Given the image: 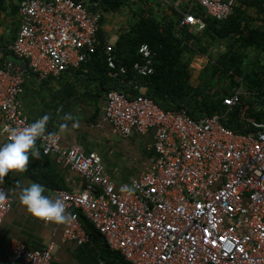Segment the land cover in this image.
Here are the masks:
<instances>
[{"label": "built area", "instance_id": "obj_1", "mask_svg": "<svg viewBox=\"0 0 264 264\" xmlns=\"http://www.w3.org/2000/svg\"><path fill=\"white\" fill-rule=\"evenodd\" d=\"M177 1L161 0L180 14L177 32L187 27L202 32L201 16L224 21L237 0ZM102 16L100 0L21 1L17 37L0 45V123L7 140V129L32 123L21 103L27 75L19 60L42 80L81 69L101 45ZM103 50L108 66L116 69L114 43L105 40ZM138 52L133 71L153 74L155 53L148 44ZM136 88L137 96L109 91L101 118V125L121 138L154 130L155 156L130 184H116L99 154L79 145L64 147L60 134L37 139L42 155L85 182L82 190H54L71 215L67 223H57L65 238L79 244L90 239L83 215L129 264H264V122L237 133L222 123L223 115L195 119L185 111H165L146 95V87ZM244 95L241 86L223 99L225 115ZM257 109L264 111V105ZM123 185L132 190L121 191ZM0 190L5 192L1 183ZM12 209L10 197L0 201V225ZM53 250V243L33 250L16 242L6 264H56Z\"/></svg>", "mask_w": 264, "mask_h": 264}, {"label": "trees", "instance_id": "obj_2", "mask_svg": "<svg viewBox=\"0 0 264 264\" xmlns=\"http://www.w3.org/2000/svg\"><path fill=\"white\" fill-rule=\"evenodd\" d=\"M152 1L132 2V22L119 32L114 44L116 69L108 66L103 50L107 38L102 29L104 15L99 32L101 45L83 67L88 66L98 76L106 94L118 90L137 96L140 92L136 87L144 86L146 95L165 111H185L195 119L220 114L224 116L222 123L233 131H254V123L264 122V111L257 109L264 105V0H237L232 14L224 21L204 14L201 17L206 27L202 32H196L191 27L177 32L180 14L174 9L164 8L160 0ZM130 2L100 0V8L103 13L119 12ZM154 5L161 11L154 9ZM142 44H148L155 53V72L144 77L138 76L132 69L133 64L141 59L138 50ZM217 49L219 54L215 58ZM249 50L261 53L263 60L253 61L249 57ZM201 56L210 62L200 82L194 84L191 70L194 60ZM121 67H126V73L120 71ZM241 86L246 95L242 97L240 105L225 115L227 107L223 99ZM81 222L90 237L100 243L105 257L113 255L119 264H129L108 248L83 215Z\"/></svg>", "mask_w": 264, "mask_h": 264}, {"label": "crops", "instance_id": "obj_3", "mask_svg": "<svg viewBox=\"0 0 264 264\" xmlns=\"http://www.w3.org/2000/svg\"><path fill=\"white\" fill-rule=\"evenodd\" d=\"M21 1L0 0V45L3 47L17 37ZM187 1L177 2L185 5ZM123 11L124 9L103 13L105 22L102 29L107 35L106 40L114 44L119 32L132 22V15H120ZM111 20L115 26L110 24ZM19 61L20 64H25L24 71L27 75L21 103L31 122L46 113L49 114L46 133L60 134L62 144L66 148L79 145L87 153L99 154L106 173L118 185L130 184L149 168L155 156L152 150L154 130L151 129L142 137L134 134L129 138H121L112 134L109 126L101 125L106 92L102 90L98 76L91 72L88 66L58 78L49 77L42 80L40 76L28 70L25 61ZM62 124L67 125L63 130L60 128ZM4 142H7V139L2 133L0 123V144ZM36 146L40 151L39 141ZM30 181L44 185L45 194L50 196H55L54 190L57 188L74 191L85 187V182L78 173L41 153L39 159L30 157L24 172L9 173L0 182L4 186L6 196L13 200V209L0 225V264L9 262L16 242L25 243L33 250L44 249L53 243L56 264H119V260L113 255H103L100 243L95 238L90 237L82 244L68 240L64 236L63 226L30 214L17 198L19 185Z\"/></svg>", "mask_w": 264, "mask_h": 264}, {"label": "clouds", "instance_id": "obj_4", "mask_svg": "<svg viewBox=\"0 0 264 264\" xmlns=\"http://www.w3.org/2000/svg\"><path fill=\"white\" fill-rule=\"evenodd\" d=\"M49 119L50 115L46 113L27 126L7 129L8 140L0 144V182L11 172H24L29 165L30 157L39 159L40 151L36 142L46 134ZM65 127L67 125L60 126L61 130ZM131 190L128 185L121 187V191ZM45 192L44 185L30 181L19 185L17 198L34 217L58 224L67 223L71 215L66 211L64 200L59 196L46 195ZM6 195L0 190V201H3Z\"/></svg>", "mask_w": 264, "mask_h": 264}, {"label": "rangeland", "instance_id": "obj_5", "mask_svg": "<svg viewBox=\"0 0 264 264\" xmlns=\"http://www.w3.org/2000/svg\"><path fill=\"white\" fill-rule=\"evenodd\" d=\"M130 1L131 2L128 3V5L126 6V9H124V11L120 14L121 16L127 17L128 15L132 14V13H130V11L132 9L130 6L132 5V2H136L138 0H130ZM152 2H155V1L153 0ZM153 8L156 9L157 11H161L157 5H154ZM111 21L112 22L110 24L115 26V23L113 22V20H111ZM222 50H224V47L222 48ZM218 54L219 53H218V49H217L216 52H214V55H215L214 57L216 58ZM248 54H249V57L255 62L263 60V55L261 53L255 51V50H249ZM209 62L210 61L209 60L207 61V59L204 56L197 57L194 60L193 68L191 70L192 71V80L191 81L194 84H198L200 82L201 76H204L203 71L207 68V65L209 64Z\"/></svg>", "mask_w": 264, "mask_h": 264}, {"label": "water", "instance_id": "obj_6", "mask_svg": "<svg viewBox=\"0 0 264 264\" xmlns=\"http://www.w3.org/2000/svg\"><path fill=\"white\" fill-rule=\"evenodd\" d=\"M21 66H22V68L24 69V67H25V64L23 65V64H21Z\"/></svg>", "mask_w": 264, "mask_h": 264}]
</instances>
